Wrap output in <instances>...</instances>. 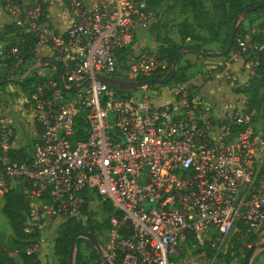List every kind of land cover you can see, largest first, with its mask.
I'll list each match as a JSON object with an SVG mask.
<instances>
[{
  "label": "built area",
  "instance_id": "built-area-1",
  "mask_svg": "<svg viewBox=\"0 0 264 264\" xmlns=\"http://www.w3.org/2000/svg\"><path fill=\"white\" fill-rule=\"evenodd\" d=\"M0 6L14 26L2 57L24 60L23 43L33 38L61 67L48 64L20 85L24 132L0 99V197L19 188L29 202L27 253L45 254L67 220L106 219L97 229L100 259L119 264H217L234 237L264 234V109H249L235 91L244 83L237 73L206 68L235 93L215 102L186 80L167 86L168 99L149 83L137 94L117 91L98 75L136 81L170 67L156 49L133 46L154 16L150 0ZM53 8L64 13L61 27ZM235 40L232 59L255 46L248 35ZM255 64L243 60L247 75ZM9 254L16 264V249Z\"/></svg>",
  "mask_w": 264,
  "mask_h": 264
},
{
  "label": "rangeland",
  "instance_id": "rangeland-1",
  "mask_svg": "<svg viewBox=\"0 0 264 264\" xmlns=\"http://www.w3.org/2000/svg\"><path fill=\"white\" fill-rule=\"evenodd\" d=\"M201 8L202 14L200 15L202 16L198 17L199 15L194 16L193 12L189 8L180 7V5L175 1H161L159 4H157V8L154 9L155 20L147 29H145L146 31L143 32L144 35L140 43L144 47H152L153 49H157L160 42L164 38H169L175 42L180 43L178 28H180L181 20L186 19V21L193 28V30L203 36L204 41L200 43V45H202L200 46V48L206 49V54H204V56L202 57L196 56V58H194L192 56L191 59H187V52H185L182 48L180 49L182 50V53L178 56L175 68L180 65L184 67L187 76L186 81H189V83L196 86L202 98L212 101L211 99H209V94L211 93V90L213 88L219 89L220 91H228L230 88L229 86L217 83L216 75L210 76L209 78L205 76L207 68L206 59H209L208 62L210 61L209 63L211 64H215V61L217 59H221V61L227 59V53L229 52V50H231V48L228 50L227 53H225V57L221 56V52L225 49L228 44V31L231 27V24L222 22V19H224V17H222L221 15L222 13L219 10L214 9L212 7V3L209 0H204ZM0 15V49H2L3 45H5V43L9 41L8 36L3 33L4 25L7 24V19L9 17L3 11L1 6ZM215 30H218V35L215 40H211L210 37L214 34ZM238 32L244 33V35L248 36L255 35L259 32L264 33V8L257 9L256 11L244 14L243 18H241V26L238 28ZM138 35H141L140 31H138L137 37ZM184 42L190 43L193 42V39L186 38ZM35 52L39 56H43L45 58L49 57V55L47 54V47L44 45H37L35 48ZM207 56L213 57L207 58ZM243 58L244 57H242L240 72L247 73V70L243 65ZM196 63H199L198 67L196 66ZM47 65L48 64L40 65L38 63V60L28 56L18 63L14 61L10 64L4 58L0 57V99L3 101L4 107L8 109V111H10L12 119L17 125L16 127L18 132H24L23 124H17V121L19 122L18 116L20 113L19 96H21V81H23L25 77H29V75H34V73L40 71L42 67H45ZM225 65L226 64L222 62V64L214 65V68H222L225 67ZM7 71H10V73H6ZM23 73H25V75L27 76L21 78ZM196 76L199 77L201 80L199 84H194L191 82L192 80H190ZM243 77H240V79H242ZM167 81H165L164 83H149L150 85L148 89H153L159 95V99H168L169 90L167 86L169 84H172L173 82L168 83ZM230 90L233 91L232 89ZM122 91H126V89H123ZM132 91L134 94H137L140 92V89L135 88L132 89ZM261 105L264 107V101L261 103ZM60 227L61 226L59 225L56 228L55 232L50 235L52 239V244L49 245L48 243L47 245L45 257L43 258L45 264H62V260L65 259L62 255L60 256L58 254H55V250L53 247V242L55 241V238L58 235V229ZM97 229L98 228L94 229V232L98 235ZM11 233L12 232L8 220L0 209V235H2L3 241L5 240V236L10 235ZM248 237L249 236L232 240V244L234 243L236 248H238L236 251H230L231 255L229 259V264H241L244 252L247 247L252 243L263 241L262 235L257 237L255 241H251L252 238L248 240ZM96 248L97 247L93 246L90 243V240L87 237L77 236L75 238L73 254L75 256L76 252H78L81 255L86 254L91 257L95 254ZM262 248L263 249H260L258 244H255L253 251L250 255L248 264H264V247ZM222 259L217 264H224Z\"/></svg>",
  "mask_w": 264,
  "mask_h": 264
},
{
  "label": "trees",
  "instance_id": "trees-1",
  "mask_svg": "<svg viewBox=\"0 0 264 264\" xmlns=\"http://www.w3.org/2000/svg\"><path fill=\"white\" fill-rule=\"evenodd\" d=\"M163 0H150V5L153 7L157 5L159 2ZM177 2L180 7L189 8L194 16L202 15V4L204 0H172ZM212 3V7L216 10H219L222 14V22L231 24V27L228 31V42L231 34H233L231 50H233L236 46L235 37L237 35L244 36V33L238 32V28L241 26V18H243L244 14L256 11L257 9L264 8V0H209ZM262 1V4L254 9H248L249 6ZM14 29L13 24L7 23L4 25L3 33H7ZM180 43L175 42L169 38H164L156 51L164 56L167 62L170 64L169 69L160 75L157 73L154 77H166L171 71V63L173 61V57L175 53L182 49L185 52H193L197 55L206 54V49H201L200 43L204 41L202 35L196 33L193 28L189 25L186 19H182L180 23V28H178ZM218 30L214 31V34L210 37L211 40H215L217 37ZM186 38L193 39V42L185 43L184 40ZM250 41L255 44V46L248 47L247 55L244 59H256V64L253 66V71L248 75L245 82L237 86L235 91L242 92L247 97V106L249 109L255 108L256 112L259 113L261 109L264 107L261 103L264 101V33L259 32L255 35L250 36ZM35 47V41L33 38L28 39L23 43V49L21 51V55L27 51L29 48ZM230 51V50H229ZM227 53V52H226ZM225 55V54H224ZM4 59L10 64L14 61L16 62V58L13 56H5ZM6 73H10L7 71ZM1 77V76H0ZM32 76L25 77L21 84L24 86L28 84ZM187 79L185 68L177 66L174 69L172 77L167 81L168 83L174 82H182ZM1 83V82H0ZM117 91H122L118 86H115ZM106 210L108 213L113 212L111 205L106 202ZM29 208V202L24 198L21 190L19 188H9L2 193V197H0V209L8 220L11 234L5 236V240L3 241L2 235H0V264H14V258L9 254V251L12 247L16 249V264H45L44 261L41 260L39 256L32 253H27L25 251L26 239L30 236V231L26 227L24 223L25 213ZM107 220H103L102 222H93L81 224L79 222H75L73 220H67L60 224V228L58 229V235L53 242V247L55 250V254L62 255L65 259L62 260V264H67L68 260V252L70 246V235L78 230L85 229L89 230L92 234L97 236L94 232V229L101 228L107 225ZM252 238L251 241H255L257 236L252 234L248 237V240ZM234 239H237L234 237ZM91 243V241H90ZM92 244V243H91ZM93 245V244H92ZM94 246V245H93ZM233 243L230 248L226 250V252L220 254V258L222 259L224 264L229 262L230 259V251H236L237 248ZM114 264H119L116 260L113 261ZM73 264H102L100 259V251L96 248V252L94 255L89 257V255H81L76 252L74 256Z\"/></svg>",
  "mask_w": 264,
  "mask_h": 264
},
{
  "label": "water",
  "instance_id": "water-1",
  "mask_svg": "<svg viewBox=\"0 0 264 264\" xmlns=\"http://www.w3.org/2000/svg\"><path fill=\"white\" fill-rule=\"evenodd\" d=\"M261 4H262V1H259L255 4L249 6L248 8H246V10L257 8ZM232 38H233V34H231L229 42H228L227 46L225 47V49L221 52V54H225L226 52H228V50L231 47ZM181 53H182V50H178L175 53V55L173 57V61H172L171 71L166 77H147V78H143V79H138L136 81H134V80L118 81L115 78L100 75V74L98 75V77H100L105 82H108L112 85L118 86L120 89H135V88H138V87L145 85V84H148V83H164L165 81L169 80L172 77L174 69H175V64L178 60V56ZM27 56L38 60V62L41 64H51L54 67H56L57 70L61 73V67L55 60L37 55L34 48L27 49V51L22 54L21 59H24ZM61 84L63 86L62 82H61ZM77 236L87 237L91 241V243L99 249L98 240L94 234H92L89 230H85V229L78 230V231H76L70 235V246H69L67 264H73V261H74L73 250H74L75 238ZM262 238H263V241L257 242V243H252L247 247V249L244 252L243 260H242L241 264H248L249 263L250 255L253 251L255 244H258V246L261 248L264 247V234L262 235ZM101 262H102V264H114V262L107 256H102Z\"/></svg>",
  "mask_w": 264,
  "mask_h": 264
},
{
  "label": "crops",
  "instance_id": "crops-1",
  "mask_svg": "<svg viewBox=\"0 0 264 264\" xmlns=\"http://www.w3.org/2000/svg\"><path fill=\"white\" fill-rule=\"evenodd\" d=\"M160 3V2H159ZM158 3V4H159ZM157 8V5H155L154 6V9H156ZM52 13H51V17H52V21H53V23L55 24V25H58V26H62V24H63V21H62V19H63V12L60 10V9H58V8H53L52 9V11H51ZM1 16V15H0ZM155 20V18H154V16L152 17V19H151V22H150V25H151V23L153 22ZM3 30H4V28H3ZM140 32H141V35H138V37H137V35H136V38H135V41H134V44H133V46H134V48L135 49H139L140 47H142L143 45H141V40H142V38H143V32L144 31H146L145 29H143V30H139ZM6 36H8V32L7 33H4ZM228 54V57H227V59L225 60H223V61H221V59H217L215 62V64H211V63H209L208 62V60L209 59H206L207 61V67L208 66H214V65H218V64H222V62H224L226 65H225V67H228L230 70H232V71H234L235 73H237L238 75H239V78L240 77H243L241 80L243 81V82H245V80L247 79V77H248V75L246 74V73H244V72H240V67H241V64H242V58H237V59H232L231 57H230V55H229V52L227 53ZM192 56L194 57V58H196V56H198V57H202V56H204V55H202V54H199V55H197V54H195V53H193V52H187V54H186V58L187 59H191L192 58ZM221 56L222 57H225L226 55H224V54H221ZM0 57L1 58H4L5 56H3L2 57V55H1V53H0ZM209 57H213V56H207V58H209ZM196 60H198V59H196ZM196 66L198 67L199 66V63L197 64L196 63ZM190 80H192L191 82L192 83H194V84H199L200 82H201V80H200V78L199 77H194V78H192V79H190ZM235 95V93H234V91H231L230 89L227 91V90H224V91H220L219 89H212L211 90V93L209 94V99H211L212 101H217L218 99L220 100V99H223V98H229V97H232V96H234ZM260 249H263V248H261L260 247ZM46 253V252H45ZM40 258H41V260L42 261H44V257H45V254H41L40 256H39ZM230 262V261H229ZM229 262H227V263H225V264H229Z\"/></svg>",
  "mask_w": 264,
  "mask_h": 264
}]
</instances>
